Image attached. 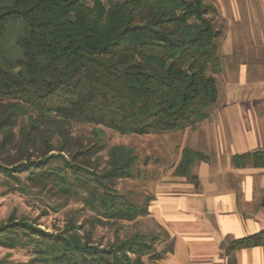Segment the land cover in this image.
<instances>
[{
    "label": "trees",
    "instance_id": "16d2710c",
    "mask_svg": "<svg viewBox=\"0 0 264 264\" xmlns=\"http://www.w3.org/2000/svg\"><path fill=\"white\" fill-rule=\"evenodd\" d=\"M213 12L203 0H0V183L19 185L14 174L25 172L38 190L80 200L101 224L145 217L148 204L134 205L116 190L132 177L134 150L113 146L103 161L100 127L145 136L184 131L207 118L217 100L222 36L208 18ZM71 124L96 127L83 137L71 133ZM205 159L182 150L175 176L193 179L192 166ZM231 162L264 168V153ZM92 226L69 221L50 234L10 215L0 222V247L30 257L0 264H145L144 257H162L156 235L102 244ZM263 234L226 249L260 246Z\"/></svg>",
    "mask_w": 264,
    "mask_h": 264
},
{
    "label": "crops",
    "instance_id": "0c3cea01",
    "mask_svg": "<svg viewBox=\"0 0 264 264\" xmlns=\"http://www.w3.org/2000/svg\"><path fill=\"white\" fill-rule=\"evenodd\" d=\"M230 2L216 9L222 19L231 15L218 42L217 100L205 120L175 131L176 164L184 149L206 159L192 166L193 179L171 174L155 182L145 218L164 238L154 234L162 257L150 264H264V234L260 246L226 249L264 233V168L231 162L235 155L264 153V0Z\"/></svg>",
    "mask_w": 264,
    "mask_h": 264
},
{
    "label": "rangeland",
    "instance_id": "374dc122",
    "mask_svg": "<svg viewBox=\"0 0 264 264\" xmlns=\"http://www.w3.org/2000/svg\"><path fill=\"white\" fill-rule=\"evenodd\" d=\"M109 1L111 0H103V3L108 5ZM203 1L214 9L208 18L217 28L221 29L223 24L231 22V15H227V12L226 16L224 15V20L216 12V9L220 11L218 5L223 4L224 7L228 8L231 3L230 0ZM236 1L239 3V0ZM238 18L239 21L245 22V17L242 14ZM256 18L258 17H253L254 20ZM95 127L93 125L71 124L70 131L75 136L86 137L92 134ZM100 128L104 132V148L98 155L103 161L107 160V153L110 148L117 145L132 148L137 157L133 166L132 177L121 179L116 185L118 193L124 195L130 203L138 206L147 205L155 193L153 187L156 181L171 179V174L173 177H177L174 171L178 163L176 164L173 146L180 139L175 136L176 132L137 136L122 135L104 127ZM14 175L19 179V185L13 180H4L0 183V222L7 220L10 215H14V218H23L50 234H58L64 231L69 221H73L76 226L82 225L83 229L86 230L94 225L92 226L93 239L94 241H101L102 244L133 233L146 236L160 233L159 236L164 238L163 233L158 232L156 226L145 217H138L133 222L118 221L101 224L95 213L85 207L80 200L66 201L55 190H50L51 188L38 190L28 182L25 172H18ZM29 257V253L25 249L7 250L0 247V260L26 262ZM143 261L145 264H150L146 257L143 258Z\"/></svg>",
    "mask_w": 264,
    "mask_h": 264
}]
</instances>
